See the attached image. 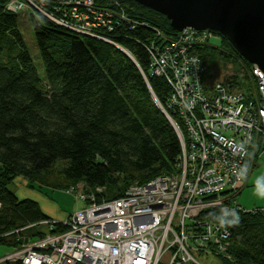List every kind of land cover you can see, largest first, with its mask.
<instances>
[{
    "label": "trees",
    "instance_id": "1",
    "mask_svg": "<svg viewBox=\"0 0 264 264\" xmlns=\"http://www.w3.org/2000/svg\"><path fill=\"white\" fill-rule=\"evenodd\" d=\"M7 1L0 0V245L15 251L65 229L61 223L52 230L37 228L50 218L37 202L20 199L9 189L15 178L41 182L56 168L61 180L55 187L81 182L97 200H111L133 183L174 173L181 147L153 97L166 107L169 85L149 72L148 46L164 41L157 32L166 38L176 32L164 15L132 0H95L100 7L124 12L126 19L113 30L98 32L130 57L116 45L70 31L28 7L22 13L44 66L40 77L22 32V13L8 10ZM47 11L58 15L52 4ZM214 34L220 43L201 47V57L228 48L241 60L249 83L251 64L225 37ZM238 214L240 223L229 227L228 256L222 255L220 263L264 264V210Z\"/></svg>",
    "mask_w": 264,
    "mask_h": 264
},
{
    "label": "built area",
    "instance_id": "2",
    "mask_svg": "<svg viewBox=\"0 0 264 264\" xmlns=\"http://www.w3.org/2000/svg\"><path fill=\"white\" fill-rule=\"evenodd\" d=\"M6 3L14 13L34 7L70 31L101 40L108 37L99 29L111 31L126 19L123 11L100 7L95 0ZM49 4L59 16L47 11ZM157 34L164 41L148 46L149 72L168 83L167 106L158 103L152 90L151 94L178 136L177 170L133 183L111 200H97L84 183L70 186L68 191L86 206L66 220L39 222L50 230L56 223L65 229L22 245L1 257L0 263L201 264L197 256H228L231 231L214 218L222 207L237 213L264 210H248L235 200L264 149V73L251 65V89L246 93L228 83L212 84L207 93L203 81L207 67L199 51L210 44L214 32L190 27L167 38ZM144 79L149 86L145 73Z\"/></svg>",
    "mask_w": 264,
    "mask_h": 264
},
{
    "label": "rangeland",
    "instance_id": "3",
    "mask_svg": "<svg viewBox=\"0 0 264 264\" xmlns=\"http://www.w3.org/2000/svg\"><path fill=\"white\" fill-rule=\"evenodd\" d=\"M21 17L24 19L21 23L22 32L25 35L27 45L33 56L35 67H37L39 76L42 77L44 75V66L41 59L36 55V45L34 44L32 26L27 19V14H22ZM26 21H28V24H26ZM102 40H105L114 46L116 45L122 52L125 54L127 53L131 57L130 52L122 48L119 44L106 38H102ZM210 41L211 44L213 43L217 46L220 43V38L213 36ZM204 59L207 67V72L203 76L205 92L208 93V87L210 85L216 83L224 85L227 84L228 80H232L231 86L234 89L242 90L245 93L251 89L248 81L243 79L245 73L244 65L241 63V60H238L231 54L228 48L223 47L221 50L217 49L211 53L210 57L208 55ZM260 154L261 156L256 159L253 171L248 180L243 184L240 194L235 196L236 203L240 207L248 210H251L253 207L264 206V200L258 199L254 194L257 177L264 175V149ZM53 171V174H46L41 182L37 180L31 181L25 177H17L8 186L9 189L20 199L30 198L37 202L39 207H43L46 212L49 211L50 208L55 217H61L66 220L70 214L81 210L86 205L81 198L76 196V194L68 191V188L65 189L60 186H54V183L60 181L61 178L60 175L56 173V168ZM50 217L52 216H49V218ZM37 228L44 231L48 230L47 225L43 223L38 224ZM11 252L13 251L10 248L0 245V258ZM197 260L201 264H221L220 259L218 258L208 259L203 256H197Z\"/></svg>",
    "mask_w": 264,
    "mask_h": 264
},
{
    "label": "water",
    "instance_id": "4",
    "mask_svg": "<svg viewBox=\"0 0 264 264\" xmlns=\"http://www.w3.org/2000/svg\"><path fill=\"white\" fill-rule=\"evenodd\" d=\"M132 1L164 15L176 32L192 27L218 33L264 73V0Z\"/></svg>",
    "mask_w": 264,
    "mask_h": 264
},
{
    "label": "clouds",
    "instance_id": "5",
    "mask_svg": "<svg viewBox=\"0 0 264 264\" xmlns=\"http://www.w3.org/2000/svg\"><path fill=\"white\" fill-rule=\"evenodd\" d=\"M246 173L247 166L243 170V174L246 175ZM255 184V196L258 199L264 200V175L257 177ZM214 218L217 224L225 229L240 223V217L237 211L227 207H222Z\"/></svg>",
    "mask_w": 264,
    "mask_h": 264
},
{
    "label": "crops",
    "instance_id": "6",
    "mask_svg": "<svg viewBox=\"0 0 264 264\" xmlns=\"http://www.w3.org/2000/svg\"><path fill=\"white\" fill-rule=\"evenodd\" d=\"M45 204H48V203H45ZM38 206H39V204H38ZM40 208H41L42 212H43L46 216H48V217H49V216H52V217H53V218L50 217V219L57 220V221H58V220H64V219H62L61 217H58V218L55 217V216L52 214L50 208H49V211H47V212L44 210L43 207H40Z\"/></svg>",
    "mask_w": 264,
    "mask_h": 264
}]
</instances>
